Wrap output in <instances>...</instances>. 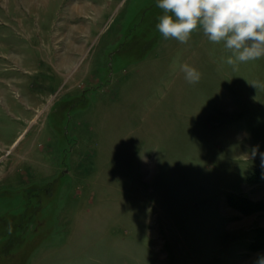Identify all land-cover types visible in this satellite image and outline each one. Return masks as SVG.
Masks as SVG:
<instances>
[{"label": "rangeland", "instance_id": "1", "mask_svg": "<svg viewBox=\"0 0 264 264\" xmlns=\"http://www.w3.org/2000/svg\"><path fill=\"white\" fill-rule=\"evenodd\" d=\"M156 5L0 0V264L264 255V56L165 40Z\"/></svg>", "mask_w": 264, "mask_h": 264}, {"label": "clouds", "instance_id": "2", "mask_svg": "<svg viewBox=\"0 0 264 264\" xmlns=\"http://www.w3.org/2000/svg\"><path fill=\"white\" fill-rule=\"evenodd\" d=\"M156 6L164 13L156 28L165 40L186 44L202 30L210 42H222L231 52L226 63L234 70L239 63L264 56V0H157ZM178 66L188 83L199 82L201 73L196 68L187 63ZM251 85L264 86L258 81ZM256 264H264V255Z\"/></svg>", "mask_w": 264, "mask_h": 264}, {"label": "trees", "instance_id": "3", "mask_svg": "<svg viewBox=\"0 0 264 264\" xmlns=\"http://www.w3.org/2000/svg\"><path fill=\"white\" fill-rule=\"evenodd\" d=\"M253 178V179H252ZM264 179V170H257L250 178V180H261ZM236 199H233L232 196H230V200L234 201V204L238 209H240L241 211L245 212V213H250L253 211H257L262 209V204L258 203L256 201H253L249 198L246 197H242V198H237L234 197ZM252 248H264V229L263 231H260L259 236L257 237V239L251 244Z\"/></svg>", "mask_w": 264, "mask_h": 264}]
</instances>
